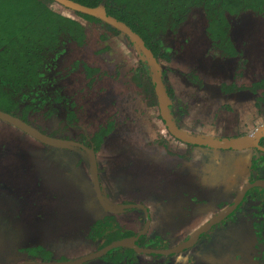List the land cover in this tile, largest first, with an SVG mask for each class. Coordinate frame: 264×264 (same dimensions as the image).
<instances>
[{
	"label": "rangeland",
	"instance_id": "rangeland-1",
	"mask_svg": "<svg viewBox=\"0 0 264 264\" xmlns=\"http://www.w3.org/2000/svg\"><path fill=\"white\" fill-rule=\"evenodd\" d=\"M51 6L64 15L78 17L72 9L58 2H53ZM197 15L202 18H197L199 17ZM203 17L204 14L200 10L191 13L189 21L180 31L179 38L186 34L191 38L197 37L200 30L199 22L205 23ZM228 17L232 22V35L237 45L240 47L244 44L242 47L248 65L251 66L250 63L255 65L256 59L259 58V55L257 56L259 50L256 49L258 46L253 44V40L264 38V17L255 15L252 11L244 13L240 18L230 15ZM84 23L87 25L86 45L78 47L73 43L70 44L56 64L57 70L64 71L79 59L99 68V72L93 75L90 86L87 82L91 79L82 70L79 71L80 75L70 73L68 79H65L64 75L61 84L67 96L78 99L76 102L83 108H86L87 102L93 99L91 102L93 107L89 105L87 107L90 118L100 116L98 120L101 124H105L107 118L114 121V130L107 135L97 157L105 199L114 206H119L125 201L144 205L153 215L147 236L151 238L155 234L169 232V235L164 237L172 240L171 244L177 245L197 231L217 211L207 206L205 208V197L209 198L208 204L213 203L214 206L223 203L222 201L228 197L218 189L209 190L208 186H204L207 184L205 178H210L211 181L212 166L201 163L196 168V175L201 183L204 182L203 185L193 178L194 175H191L193 171L190 173L192 169L189 166L180 165L184 161H190L180 155L186 144L170 135L164 125V118L160 117L157 105L147 107L140 88L131 81L134 77L133 70L142 59L141 52L131 38L106 33L108 38L102 39L100 34L105 33L102 27ZM195 42L191 45L193 48L205 43L200 39ZM260 59L264 60V56ZM160 64L162 73H169L165 70V66L170 63L160 60ZM261 74L263 77L264 73ZM79 92H81L80 97H78ZM176 109V105L173 104V110ZM105 111L108 112L107 117L103 115ZM84 119L80 116L82 125L88 127V130L94 128L91 126V120ZM8 148H11L9 154H7ZM205 149L212 151L215 148L207 146ZM18 150L32 153L37 165L36 170L31 169L27 172L28 187L22 180L25 172L20 171L15 165L14 159L17 154L13 152ZM0 161L3 165L0 167V177L6 174L12 185L16 187L15 191L11 192L17 202L13 204L17 208L15 213L5 212L0 215L2 217L0 264L29 261L36 253V250L31 251L33 254L31 255L29 249L37 246L49 249L52 253L51 260L79 258L96 250L102 238L92 240L89 235H96L102 229L100 224L103 221H99L94 227L92 225L99 216L105 214V211L97 202L90 160L88 162L86 155L60 147H48L17 126L0 120ZM8 161L12 162L11 166H7ZM5 169H7L6 173ZM217 169L221 172L213 175V184L225 185L226 190L230 192L231 182H222L225 174L221 167ZM2 185L3 188L13 189L10 184L6 185L3 181L0 182V186ZM33 187L35 194L40 192V188L43 189L41 195L42 198H46V206H48L45 215L35 213V202L31 203L29 200L30 194L25 197ZM183 189H187L190 195L200 196L204 200L202 204L197 205L201 210H192L186 217L184 215L179 220L169 221V217L177 211L176 207L189 201L186 193L180 191ZM1 192L0 190V197ZM41 202L39 200L37 204L40 205ZM30 206L32 210L27 211ZM20 212L23 213L22 218ZM141 213L143 210L141 212L140 209H127L116 215L117 222L122 229L135 233L142 232L141 227L147 215L145 213L146 216L144 215L145 217L140 220L137 217L141 216ZM117 230L113 234L115 238L126 232ZM222 231L221 228L216 227L213 233L220 234ZM104 236L109 238L110 234ZM248 239V233L246 234L244 229L234 226L226 234H222L221 239L213 237L201 246L196 245L166 259L178 258L169 264H247ZM238 252L242 254L240 260L235 261L234 255ZM138 258L142 262L152 259L148 254H139Z\"/></svg>",
	"mask_w": 264,
	"mask_h": 264
},
{
	"label": "trees",
	"instance_id": "trees-1",
	"mask_svg": "<svg viewBox=\"0 0 264 264\" xmlns=\"http://www.w3.org/2000/svg\"><path fill=\"white\" fill-rule=\"evenodd\" d=\"M88 7H100L106 15L128 26L143 40L157 61L170 62L173 57L174 37L190 14L197 9L205 17V34L210 40L214 56L240 57L230 36V16H240L248 11L264 16V0H71ZM55 0H0V110L22 119L42 133L66 142L72 151H83L85 147L97 151L100 144L114 128V121L107 118L105 124L90 118L89 108L81 107L75 98L67 96L62 78L71 74L86 73L91 80L99 68L79 59L66 70H57L56 61L67 51L70 44L84 47L87 43V25L97 24L105 30L102 39L111 35L127 36L118 27L107 21L79 10L78 16H67L52 8ZM143 55V54H142ZM240 68V64L237 65ZM78 72V73H77ZM69 73V74H68ZM71 73V74H70ZM131 79L139 87L147 105H155L158 97L151 80L148 60L138 61ZM69 76V77H68ZM189 84L200 87L201 79L193 73L185 74ZM167 96L169 108L177 105L176 116H182L186 108L174 98L169 84ZM264 88V79L249 87L234 84L221 86L223 92L248 89L253 93ZM79 92L78 97H80ZM76 96V94H74ZM257 107L264 111V92L258 96ZM79 111V112H78ZM104 115V113H103ZM106 114L105 116H107ZM80 116L91 120L90 128L80 123ZM84 119V120H85ZM97 122L96 124H93ZM73 133V135H72ZM192 144L188 143L190 147ZM264 159L255 160L253 168L258 173L253 180L264 181ZM252 180V181H253ZM251 206L253 228L257 234L264 232V187L249 189L234 209L226 216L231 220L236 213L245 212ZM131 234V233H128ZM264 241V239H263ZM156 243V244H155ZM154 245H157V241ZM119 250V249H117ZM134 251L133 249H126Z\"/></svg>",
	"mask_w": 264,
	"mask_h": 264
},
{
	"label": "flooded vegetation",
	"instance_id": "flooded-vegetation-1",
	"mask_svg": "<svg viewBox=\"0 0 264 264\" xmlns=\"http://www.w3.org/2000/svg\"><path fill=\"white\" fill-rule=\"evenodd\" d=\"M196 11H197V9H195L193 12H196ZM241 15L243 16L244 14H241ZM197 16H199L197 18H200V19L202 18V16L200 17V15H197ZM240 16H234V17H239L240 18ZM258 16H260V15H258ZM260 17H264V16H260ZM189 19H190V17H189ZM189 19H188V21H189ZM203 19L205 20V17H203ZM187 22H185L181 26L179 32L173 38L174 39V42H173L174 52H173L172 60L170 62L162 60V61L166 62L167 64L170 63L168 66H165V70L169 71V73L168 72H167V74L162 73V69L160 68V66H161L160 61L156 60L157 63H158L161 80H162V82L165 85L166 93H167L166 84H169L168 74H171V73H180L185 81H186L185 74L193 73L195 76H198L199 79H201L202 84H201L200 87H195L194 85H191V84H189V85L194 87L195 92L199 91L203 87V85H204L203 79H202L201 75L199 74V71L197 70L196 67L190 68L187 72H179V71H177V68L174 66V64L176 62H178L179 58L184 57V55H186V54L189 55V53H191V51L193 49L194 50L192 52H198V53H200L201 51L204 52V53H202V57L203 56L206 57V58L210 57L211 60L212 59L228 60L229 64L231 65V71H232L231 78H232V81L228 82V83L223 82L221 84V86L223 84H225V85L234 84L235 86H237L239 88L244 87V86L245 87H249L254 82L259 81L261 79H264V76H263V77H260V78L254 80V81H252L250 83H243L242 85H239V86L235 84L234 79L243 75V73H244V71L246 69V66L249 64V62H248V59L246 58V56L244 55V49L242 47L244 44L242 43L243 45L242 46L240 45V47H239L237 45L236 39L232 35L233 26H232V22L231 21H230V36H231L232 41L234 42L235 48L241 52V56L240 57H225V58H221L219 56H214L211 53L210 40L206 36V34L204 33L205 32L204 30H205L206 21H205V23L204 22L202 23V21L199 22V28L198 29H200V30L198 32L197 37L191 38L189 36V34H186L185 36L179 38L180 31H181L182 27L184 25H186ZM201 28H202V30H201ZM199 39L203 40L205 43H203V45H201V46H198L197 48H193L191 45H193V42H195V40H199ZM253 41H254L253 44L258 46L256 49L259 50L258 51L259 54H257V56L259 55V58L256 59L255 65L250 63V65H251L250 67L253 66L254 68H256V67L261 68L262 66H264V60L260 59L261 56H264V38L263 39L257 38V39H255ZM198 42L201 43V41H198ZM195 43H197V42H195ZM198 49H201V50L199 51ZM142 59H143V55H142ZM239 64H240V68H237V65H239ZM221 86H220V89H221ZM239 90H243V91L246 90V91H249L250 93H253L252 91H250L248 89H239ZM239 90H235V91H239ZM235 91H231V92H235ZM262 92H264V88H259L257 90V92L253 93V94L256 95V97H255V105H256V107H257L258 96H260V94ZM223 93H226V92H223ZM228 93H230V92H228ZM174 98L177 100L175 95H174ZM92 100H91V102H92ZM179 102L181 103V101H179ZM146 105H147V103H146ZM156 105L159 108L160 117L163 119L162 114H161V110H160V107H159V103L157 102ZM181 105L186 108V111H185V113L182 116H179V117L174 114L177 111V109L174 111L173 107L169 108V105H168V109L170 111V114H171L176 126L179 129H181L184 132H186V133H189V134H192V135H195V136H200L198 134H195L193 132H190V131H187V130L183 129L181 127V125L178 124V122L183 118V116L188 113V107L186 105H184L183 103H181ZM147 107H151V106L147 105ZM176 107H177V105H176ZM0 111L4 112V113H7V114L11 115L12 117H14L12 114H10L8 112L2 111V110H0ZM258 111H259V108H258ZM263 113H264V111L262 113L259 111V114L262 115ZM104 114L106 115V114H108V112L105 111ZM98 117H100V116H98ZM98 117H96L97 121L101 122V121L98 120V119H100ZM105 117H107V116H105ZM14 118H17V117H14ZM18 119H20V118H18ZM0 120H3V119L0 118ZM20 120H22V119H20ZM164 125H165L166 129L168 130V128H167V126L165 124V121H164ZM35 129H37V128H35ZM113 130H114V128H113ZM113 130H112V132H113ZM38 131L41 132L40 130H38ZM168 132L170 133V135H173L169 130H168ZM42 134H44V133H42ZM44 135H46V134H44ZM46 136H48V135H46ZM48 137H50V136H48ZM200 137L207 138L206 136H200ZM247 137H251V138H249L248 144H246V146H243L241 148H231V147L220 148V147H214L215 149H219V150L250 149L251 151H253L254 155H256L255 157L253 155L252 161L250 163L251 165L248 168V173H247L248 181L244 184V186H241L242 188L240 187V188H238V190H235V188L233 186L232 188H229L230 189V192H229L224 187L225 185L216 186V185L211 184V183L210 184L207 183V184L204 185L203 184L204 182L202 181V183H201V181H199V179H198V176L196 174H194L193 178L196 180L197 183H201L204 186H208L209 190L218 189V190L222 191L228 197V199L226 198V200L222 201L223 203L216 204L215 206L213 205V203L208 204L209 198L205 197L206 201H204V200H202L200 198V196L190 195L188 193L187 189L180 190L181 192L183 191L184 194L186 193L185 195L187 196L189 201L183 202L181 205L176 207L177 211L173 213L174 215L171 214L172 216L169 217V221H171V220H179L184 215H185L184 217H186L187 214L191 213L192 210L194 211V210L200 209V208L197 207V205L199 206V204H202L203 201L205 203V208L207 206V208H209V209L213 208V209H216L217 211L213 214L212 218L209 219L207 222H205L200 228H198L197 231H195L191 236L187 237L183 242H181V243H179L177 245L171 244L172 240H169V238L166 239L164 237V235H169V232L160 233V234L158 233V234L153 235L151 238H149L147 236L148 235V231H149V229L151 227V222L153 221V215H152L151 211H147L148 208L145 207L144 205L135 204V203L130 202V201H125L122 204H120L119 206H114V205L109 204L107 199H105V195H104V193L102 191L101 177H100L101 169L99 167V162L97 160L98 152L100 150V147L105 144L106 139H104V141L100 144V146H99V148H98V150L96 152L93 151L89 147H85V152H83V151H78V152H80L83 156L86 155L88 157V162L90 160L88 150L89 149L92 150V152L95 154L96 165H97V177H98V181H99V187H100L101 195L104 198V200L108 203V205L111 208L114 209V210H110L108 208L106 209L99 202V200L97 198L96 191H95L97 202L100 205V207L102 209H104L105 214L103 216H99L98 220H96L95 223L92 225L94 227V225L96 226V225L99 224V221L100 222L103 221L102 224H100L102 229L96 235H91V236L89 235V237L92 240H96V239L102 238L101 241H100L99 246L96 248V250H93L92 252L87 253L85 256H81L79 258H71V259H66V258L65 259H60L59 258L60 260L59 259L51 260L50 258H51L52 253L46 247L45 248L44 247H39V246L32 247V248L29 249V251H30V254L33 255L31 253V251L36 250V253L34 254V256H35L34 258L29 259V261H21V262L12 263V264H37V263L68 264L70 262H73V261H76V260H79V259H82V258H85V257H90V256L91 257L88 258L87 260L79 262V263H75V264H169V263H171L173 261L178 260V258H174V259L168 260V259H166V257H172V256H175L176 254H181V252L187 251V249L193 248L196 245L201 246L202 244L208 242L213 237L221 239V235L222 234H226L230 230V228H232L234 226H239L240 228L245 230L246 234L248 233V238L249 239L247 240L246 243H247L249 259H247V261H248L247 264H264V241H263L264 232H263V234H257L256 232H254V228H253V225H252V223H253V221H252L253 220V213L251 212V208L252 207L251 206L247 207L245 209L247 211H245V212H241V213H239V212L236 213L235 212V214L233 215L231 220H228V219L226 220L225 219L226 216H228V215H230L231 213L234 212V209L241 203V201L243 200V198L245 197V195H246V193H247V191L249 189H251L252 187H255V186L264 187V185H263L264 181L253 180L256 176H258V173L255 172V170L253 168L254 161L257 160V159L258 160L259 159L260 160L264 159V157H263L264 156V128L262 129V128L258 127L252 133H248L246 135H241V137L233 138V139H243V138H247ZM51 138H53V137H51ZM34 139H36V138H34ZM54 139H57V138H54ZM175 139L180 141V142H184V141L180 140L177 137H175ZM211 139H226V138H216V137L213 138L212 137ZM38 141L40 143H42V144H44V145H46L48 147H52V148L53 147H57V148L60 147L61 149H67V150L72 149V148H69V147L65 148L64 147L65 145H53V144L42 142L40 140H38ZM184 144H186V147L183 150L184 152L182 151V153H181L182 155L181 156L182 157L183 156L186 157V159H188V152H189L190 148H192L194 146L207 147L206 145H197V144H192V143H190L192 145L189 147L188 146V142L187 143L184 142ZM211 148H213V147H211ZM10 152H11V148H8V153L7 154H9ZM16 152H13V154H17L16 159H14L15 160V165L18 166L20 171H22L23 173L25 172V176L22 177V180L25 181V184L27 186L28 182H29V177H28V173L27 172H28V170H31V169L32 170H36L37 169V167H36L37 165L34 162L35 159H34V156H33L32 153L29 154L28 152H21L20 150H18ZM8 162L9 163H7V166H11L12 162L11 161H8ZM2 166H3L2 162L0 161V167H2ZM6 171H7V169H5V173H6ZM105 172H107V170H105ZM4 178H6V179H4ZM188 178H190V176ZM2 181H3V183H6V185L10 184V186H12L13 189L3 188V185L0 186V190L2 191L1 192V197H0V215H1V213H5V212L6 213L7 212L8 213H15V211H17V208L13 204L14 203L17 204V202L14 200L15 197L12 196L13 193L11 191L13 190V192H14L16 187L12 185V182H10L11 180H9L7 178L6 174H3V176L0 177V182H2ZM40 182H42V180ZM21 183H22V181H21ZM254 183H262V184L251 185V184H254ZM25 184H24V186H25ZM34 187H35V184H34ZM34 187L31 188L32 190H30V192H28L25 195V197L28 196V194H30L29 200L31 201V203L33 201L35 202V210H34L35 213H37V214H41V213L44 214L45 213L46 214L47 213L46 210H47L48 206H46V203H47L46 198H42V195H41V193L43 192L42 191L43 189L40 188V192H38V194L36 192V194H35V192L33 191ZM93 188H94V186H93ZM147 192H149V191H147ZM239 196H241L239 202L227 214H225L221 218L215 220L214 222L212 221L215 217H217L225 209L229 208L230 206H233V204L237 201ZM25 197H23V198H25ZM39 200L42 201L40 205L37 204V202ZM211 202H213V201H211ZM1 208H3V210ZM127 209H140L141 212L143 210V213H141V216L137 217L140 220L143 219L142 217L146 213L147 217L143 221V227H141L142 228L141 230H143V231L142 232L140 231L141 233L140 232L135 233V232H133L131 230H127L125 228L122 229L121 225L117 222L116 215H118V214H120L122 212H125ZM31 210H32V206H30V209H27V211H31ZM29 214L31 216V213H29ZM22 217H23V213L20 212V218H22ZM1 218L2 217L0 216V219ZM34 222H36V220H34ZM216 227L217 228H221L223 230L222 233L214 234L213 232L216 229ZM117 229L122 230V231L124 230L126 232L122 233V236L115 238L116 236L113 235V234L116 231H118ZM166 230H169V229L166 228ZM128 233H131V234H128ZM107 234H110L109 238L104 236V235H107ZM194 235H196V237L192 240L191 243L188 244V242L192 239V237ZM92 236H94V237H92ZM103 240H105V241L103 242ZM156 241H157V245H154V243ZM117 242H125L126 244L125 243L124 244H119V245L113 246V247H111V248H109V249H107L105 251H102L103 249H105L109 245H111L113 243H117ZM129 248L133 249L134 251L126 250V249H129ZM117 249H119V250H117ZM139 254H148L152 259L148 260V261H145V262H142L138 258ZM240 254H242V252H238V253H236L234 255V259H236L235 261L240 260L239 259L240 258ZM162 257H165V258H162Z\"/></svg>",
	"mask_w": 264,
	"mask_h": 264
},
{
	"label": "crops",
	"instance_id": "crops-1",
	"mask_svg": "<svg viewBox=\"0 0 264 264\" xmlns=\"http://www.w3.org/2000/svg\"><path fill=\"white\" fill-rule=\"evenodd\" d=\"M202 53L204 52L191 51L189 55H184L174 64L179 72H187L192 67L197 68L204 82L199 91L195 92L194 87L189 85L180 73L168 75V81L175 97L188 107V113L178 124L187 131L207 138L233 139L252 133L258 127L263 129L264 113L259 114L255 105V94L246 90L230 93L221 91L220 86L223 82L232 81L231 65L228 60H211L210 57V59L202 57ZM254 69L247 65L243 75L234 79L235 84L239 86L260 78L261 73L264 72V66ZM205 148L203 146L190 148L188 152L190 161H184L180 165L189 166L192 169L190 173L193 171L191 175L196 174V168L201 163L212 166L210 172L213 175L221 172L217 169V167H221L225 174L222 182H231L230 188L234 186L235 189L244 186L248 181L247 173L254 155L253 151L250 149H212L210 151ZM206 172L208 173V171ZM213 175L211 181L210 178H205L208 184L214 183Z\"/></svg>",
	"mask_w": 264,
	"mask_h": 264
},
{
	"label": "water",
	"instance_id": "water-1",
	"mask_svg": "<svg viewBox=\"0 0 264 264\" xmlns=\"http://www.w3.org/2000/svg\"><path fill=\"white\" fill-rule=\"evenodd\" d=\"M55 1L66 6V7H68V8H70V9L79 10L82 12H86V13L98 16L99 18H101V19L107 21L108 23H111L112 25L121 29L123 32L126 33L127 37L131 38V40L137 46V48L139 49L141 54H143V56L148 60L150 76H151L152 83L154 85L155 93L158 97V103H159V107L161 110L162 117L165 120V124H166L168 130L175 137L179 138L180 140H182L186 143L188 142V143L197 144V145H206L208 147H213V148L214 147L241 148L243 146H246V144H248L249 138H251V137H247V138H243V139H211V138H204V137H200V136H195V135L186 133L183 130L179 129L176 126V124H175V122H174V120L170 114V111L168 109V96L166 93L165 85L162 82L161 77H160L158 63H157L156 59L154 58L152 52L145 46L143 40L139 37V35H137L135 32H133L125 24H123V23L117 21L116 19L106 15L104 10L100 7H94V8L88 7V6L78 4V3H74L71 0H55ZM0 118L11 123V124H13V125H15V126H17L20 129L24 130L29 135L33 136L34 138H36L37 140H40L42 142L53 144V145H65V146H68V144L72 143V142H66V141H62L60 139H54V138L48 137V136L42 134L41 132H39L37 129L33 128L32 126L24 123L22 120H20L18 118H14L11 115L4 113V112H1V111H0ZM88 153H89V158H90L92 181H93L94 189H95L96 194H97V198H98L99 202L106 209L108 208L110 210H114L113 208H111L108 205V203L104 200V198L101 195V191H100V187H99V181H98V177H97V165H96L95 154L90 149L88 150ZM256 184H262V183H254L251 185H256ZM240 198H241V196H239V198L233 204V206H230L229 208L225 209L217 217H215L212 221L214 222L215 220H217V219L221 218L222 216H224L225 214H227L239 202ZM195 237H196V235H194L192 237V239L188 242V244L191 243ZM124 243L125 242L113 243V244L109 245L108 247H106L105 249H103L102 251H105V250H107L113 246H116L119 244H124ZM90 257H85V258L70 262L68 264L79 263V262L87 260ZM37 264H52V263H37Z\"/></svg>",
	"mask_w": 264,
	"mask_h": 264
}]
</instances>
